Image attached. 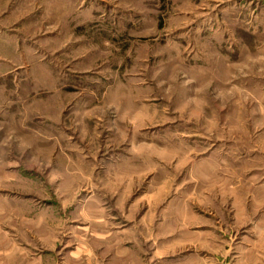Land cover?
<instances>
[{
    "label": "rangeland",
    "instance_id": "374dc122",
    "mask_svg": "<svg viewBox=\"0 0 264 264\" xmlns=\"http://www.w3.org/2000/svg\"><path fill=\"white\" fill-rule=\"evenodd\" d=\"M0 264H264V0H0Z\"/></svg>",
    "mask_w": 264,
    "mask_h": 264
}]
</instances>
